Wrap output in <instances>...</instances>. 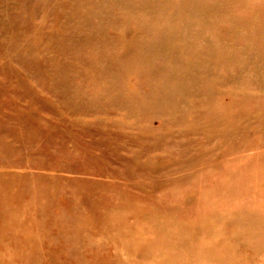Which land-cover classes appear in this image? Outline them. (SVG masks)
<instances>
[{"label": "rangeland", "instance_id": "obj_1", "mask_svg": "<svg viewBox=\"0 0 264 264\" xmlns=\"http://www.w3.org/2000/svg\"><path fill=\"white\" fill-rule=\"evenodd\" d=\"M0 264H264V0H0Z\"/></svg>", "mask_w": 264, "mask_h": 264}]
</instances>
